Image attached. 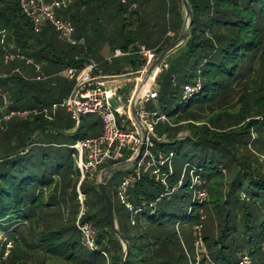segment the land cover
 <instances>
[{
  "label": "trees",
  "instance_id": "trees-1",
  "mask_svg": "<svg viewBox=\"0 0 264 264\" xmlns=\"http://www.w3.org/2000/svg\"><path fill=\"white\" fill-rule=\"evenodd\" d=\"M126 1L73 0V5L58 10L57 15L69 20L77 36L86 39L85 58L93 59L99 40L107 35L92 31L95 27L103 30L100 17L104 13L113 12L120 21L113 34L114 50L155 48L172 32L166 48L159 47L161 54L179 38L184 26L181 0L173 8H169L173 0ZM188 2L193 13L189 37L169 56L168 69L158 79V105L179 133L189 132L178 153L189 146L192 156L185 166L200 185L191 189L187 176L186 184L184 181L176 192L166 194L161 185L144 176L129 190L132 204L140 209L132 218L119 202L114 204L110 191L113 176L121 175L112 186L116 194L123 175L119 171L111 175L106 191L128 246L124 264H189L182 236L184 223L193 241L190 255L195 256L196 234L201 233L210 259L203 258L201 264H240L245 256L250 257V264H264V259L255 258L264 256V163L258 157L264 154V0ZM166 10L174 11V23L165 30L157 29L156 23L145 30ZM0 29L7 31L3 42L0 40V74L10 76L0 79V89L10 100L8 110H41L67 98L72 87H62L63 78L55 77L66 68L79 66L76 57L83 49L58 42L49 24L35 33L19 0H0ZM5 49L32 59L46 80L37 81L34 66L25 62L4 63ZM137 63L135 70L142 65L140 60ZM196 82L200 92L183 108L175 103L178 96L182 98L184 86ZM2 104L0 98V115ZM61 129L57 120L49 122L41 115L12 119L0 129V228L7 232L0 244V264H121L124 248L112 231L95 181L84 180L80 186L87 207L82 222L93 225L97 245L107 258L88 250L77 230L80 177L74 162L54 165L47 146L34 149L44 133L64 135ZM74 137L78 141L89 135L79 138L77 133ZM186 190L192 196L185 211L188 196L178 192ZM199 192L205 193L204 200L198 198ZM178 205L181 213L172 215ZM8 244L12 247L7 248Z\"/></svg>",
  "mask_w": 264,
  "mask_h": 264
},
{
  "label": "built area",
  "instance_id": "built-area-1",
  "mask_svg": "<svg viewBox=\"0 0 264 264\" xmlns=\"http://www.w3.org/2000/svg\"><path fill=\"white\" fill-rule=\"evenodd\" d=\"M119 1L123 4L127 3L126 0ZM71 4L72 0H19L20 8L32 24L35 33H39L44 25L49 24L63 42L73 47L82 48L83 53L76 57V61H80L79 66L66 68L59 74V76L74 82L72 92L61 104L54 103L41 110H8L10 100L7 94L0 89V98L3 103L0 129H3L5 123L12 119L26 120L40 115L47 121L53 122L60 106L64 107L78 126L84 116L95 114L101 118V133L95 137L76 141L71 145V149L73 150L72 159L80 177L77 186L80 212L76 219V227L82 236L83 245L90 251L101 252L107 258V254L102 252L97 245L96 231L93 225L89 222H82V217L87 211L86 196L80 189L84 180H93L98 170L105 166L112 167L125 162L131 163L126 168L124 179L116 188V197L118 202L132 213V218L138 215L140 209L135 208L132 204L129 190L144 176H150L165 189L166 194L176 192L187 176L191 180V189L199 186L200 181L194 172L185 166L181 178L171 187L170 179L174 176L172 167L174 153L166 154L157 148L155 128L159 123L168 121L164 113L147 109L149 104L159 107L158 79L168 69V63L165 60L161 65L155 67L160 56L158 48L151 50L139 46L134 52L141 57L142 65L139 69L122 75H105L102 64L84 57L87 51L86 39L77 36L76 29L69 20L57 15L58 10L67 9ZM6 36L7 31L0 29L2 42ZM129 55L121 50H115L105 59V63L112 64L115 59ZM12 62H25L27 65L34 66L36 73L39 74L36 80H46V77L41 74V67L35 64L32 59L26 58L19 52L14 53L5 49L4 63ZM9 76L10 74L3 73L0 74V79ZM127 87H131L129 89L131 91L125 98L122 93ZM200 90L199 82L193 86H184L183 102L189 101ZM159 141L163 143L165 140ZM205 197V193H198L200 200H204ZM1 240H3V236H0ZM11 247V244L7 245V248ZM194 248L195 256L193 259L189 257L190 264H201L203 258L210 261L200 232L196 234ZM8 253L9 249L6 250L4 259ZM250 263L251 259L248 256L242 257L240 261V264Z\"/></svg>",
  "mask_w": 264,
  "mask_h": 264
},
{
  "label": "rangeland",
  "instance_id": "rangeland-1",
  "mask_svg": "<svg viewBox=\"0 0 264 264\" xmlns=\"http://www.w3.org/2000/svg\"><path fill=\"white\" fill-rule=\"evenodd\" d=\"M72 2H73V0H72ZM175 3H177V0L171 1L169 8H173V6H174L173 4H175ZM181 5H182V3H181ZM182 10H183L184 24H185V22H187V18H186V14H185V10H184L183 5H182ZM107 17H110V18H107ZM146 20L148 21V19H146ZM174 20H175L174 11L172 10L169 12L168 10H166L164 14L160 13V14H158V17L153 18L152 23H150V26H148L149 28L146 27L145 30L152 29V27L154 26V23H156L157 29L165 30V28L169 25V23H171V24L174 23ZM100 22L104 23V25H103L104 28H102L103 30H99L100 29L99 27H95L94 29H92V31L95 34H100L99 32L101 31L103 34H105V35L107 34V35L105 37H103V39L99 40V42H98V48L99 49L97 48V50L94 52L93 59L100 62V64H102V68L105 69V71H106L107 64L102 62V60H103L104 56L107 54V52L114 45V41L116 40V38L114 40L113 34L115 31V28L118 27L120 21L118 20L117 17H115L113 12H109V13H104L100 17ZM147 25H148V23H147ZM94 30H96V32ZM54 35L57 36L56 39L58 42H60L61 44L65 45V46L69 45L60 39L57 32H55ZM169 41H170V39L169 40L166 39L163 42L161 48L162 47L166 48L165 45ZM178 49L171 52L164 60L167 61L169 56H173V54ZM151 50H153V49H151ZM57 78L58 79L63 78V79H61L62 81H60L61 82L60 85L62 87H65L67 89H69L70 87H72V88L74 87V82L69 81V80H67L64 77H61L59 75L57 77H55V79H57ZM130 88L131 87H127L125 89L124 93H122L125 98L127 96H129L128 93L131 91V90H129ZM62 102L63 101L59 102L58 104H61ZM175 103L180 105L182 108L185 107V105H187V103L182 101V98L179 100V96H178V99L175 101ZM147 109L149 111L150 110H156V111H160L161 113H164V111L161 107L157 108L156 106H153L152 104H149L147 106ZM55 120L58 121V125H60V127L62 128L61 130L63 131L64 135H61V134L57 133L56 131H47L46 133H44V135L42 137H40L36 140V143L34 146V149H37V148L42 147V146H47L48 147L47 150L51 154L50 158L52 159V164H54V165H56L58 163H64L66 161H68V162L73 161V159H72L73 150L71 149V145H73L77 141V140H75L76 138L74 137L77 133L79 135V138H84L86 134H88L90 137V136H93L95 133H99V132L101 133V131H102V121L98 115L90 114V115L82 117V119L80 121V125L78 126L77 122H75L71 118V116L67 113V111L62 106H60V109L56 114ZM170 121L168 119L167 122L159 123V125L156 126V128H155V134H156L155 139L157 140V148L158 149H160L161 151H163L166 154H169L171 152H173L175 154V156L172 160V167H173L175 176L170 179V185L172 186L173 183L177 182L181 178L183 170L185 168V165L189 162V160L192 156V153L189 152V146L188 145L184 146V149L180 153H178L179 149H181L182 141L185 138L189 137L190 134L187 130L179 133L177 131V129L174 128L175 126L170 123ZM72 126L74 127V129L65 132L68 127H72ZM93 131H95V132L93 133ZM162 139L165 141L163 143H160L159 140H162ZM175 142H178V143L173 145L172 143H175ZM158 144H159V146H158ZM160 145H162V146H160ZM258 157L260 158V161L262 163H264V154L258 155ZM74 165H75V163H74ZM263 167H264V165H263ZM126 168H125V170H126ZM103 170H105V168L104 169L101 168L98 170L97 174L95 175V177L93 179L95 182H96V179L98 178L99 174ZM112 174H113V172L110 174V177ZM120 176L121 175H117V174L114 175L112 178L111 184H110L111 185L110 191H111V194H112V197L114 200V204H116V205H117L118 201H117V197H116L114 188L112 186L118 183V181L120 180ZM122 178L124 179V177H122ZM186 183H187V179H185V184ZM86 189L88 191L89 197H92L93 191L90 189V186L88 185L86 187ZM183 193H186V195L188 196L187 198L185 197L186 204L184 206L185 207L184 209L186 211V209L189 208V206L191 204L192 192L189 190L178 192L179 196H182ZM181 211H182V209L178 205L177 209L171 210V214L172 215H178L179 213H181ZM176 227L178 229V227H180V226L177 225ZM182 230H183L182 236L184 238L183 242H184L186 250H188V252L186 251L187 255L193 259V255H190V253H191L190 251H192V249H193V241H192L191 234L188 230V225H186L184 223V225L182 226ZM6 233L7 232L5 230L0 228V236H3V240H1L0 242H3L5 240ZM91 252H94V251H91ZM0 256H1V254H0ZM255 258H258L260 261H263L264 256H261L259 254V255H256Z\"/></svg>",
  "mask_w": 264,
  "mask_h": 264
},
{
  "label": "water",
  "instance_id": "water-1",
  "mask_svg": "<svg viewBox=\"0 0 264 264\" xmlns=\"http://www.w3.org/2000/svg\"><path fill=\"white\" fill-rule=\"evenodd\" d=\"M181 1H182L184 10H185L187 22H185V24L182 28V31L179 35V38L174 42V44H172L167 50H165L163 53L160 54L158 60L155 63V67H158L171 52L175 51L180 46H182L187 41V39L189 37L190 28L192 26V21H193V13H192V10L190 8L188 0H181ZM130 165H131V163L125 162V163H121V164L109 167V168L103 170L99 174V176L95 182L97 193L100 196H102L104 199V202H105V205H106V208L108 211L112 231L115 234V236L120 240V242L122 243L123 248H124L121 264L125 263V259L128 255V246H127V244H126V242H125V240H124V238H123V236H122V234L118 228L117 221L115 218V213H114L113 201H112V198L110 197V195L108 194V192L106 191V184L108 183V180L110 178V174L112 172H116V171L121 170L123 168H126Z\"/></svg>",
  "mask_w": 264,
  "mask_h": 264
},
{
  "label": "crops",
  "instance_id": "crops-1",
  "mask_svg": "<svg viewBox=\"0 0 264 264\" xmlns=\"http://www.w3.org/2000/svg\"><path fill=\"white\" fill-rule=\"evenodd\" d=\"M173 33L172 32H168L167 34H166V36L164 37V39H162L161 41H159V45H156L155 46V48H148V49H156V48H158L159 49V47H161V45H162V43L167 39V38H171V37H173ZM147 48V47H146ZM115 50H120V49H115ZM114 49H110L108 52H107V54L104 56V58H103V60H102V62H104L105 63V59L108 57V56H110L111 54H112V52H114L115 51ZM134 50L133 49H130L129 51H127V52H125V53H128V54H130L129 56H125V57H121V58H118V59H115L114 61H113V63L112 64H107V68H106V71H105V69H104V74L105 75H122V74H124V73H127V72H130V71H135V67H136V65H138V63L137 62H139V60L141 61V57L140 56H138V55H136V54H134ZM94 60V59H93ZM94 61H96V60H94ZM131 61H132V63H131ZM97 63H99L100 64V62H98V61H96ZM142 62V61H141ZM116 67V68H119V69H121V71L118 73L117 71H114V68L113 67ZM111 68H113V69H111ZM131 69V70H130ZM73 89V88H72ZM72 89H71V91H70V93L72 92ZM70 93H69V95H70ZM68 95V96H69ZM67 96V97H68ZM74 129V128H73ZM72 130V129H71ZM116 172H118V171H116ZM116 172H113V173H116ZM119 172H121V173H123L122 175H123V177H124V174H125V172H126V170H125V168H123V169H121V170H119Z\"/></svg>",
  "mask_w": 264,
  "mask_h": 264
}]
</instances>
